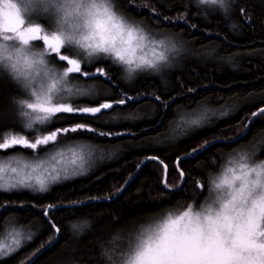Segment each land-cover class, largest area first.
<instances>
[{"label":"trees","instance_id":"obj_1","mask_svg":"<svg viewBox=\"0 0 264 264\" xmlns=\"http://www.w3.org/2000/svg\"><path fill=\"white\" fill-rule=\"evenodd\" d=\"M112 3L160 48L159 42L164 41L167 62L138 72L127 82L122 67L111 59L89 58L78 50L82 71L91 73L102 67L106 75L82 78L72 73L52 96L53 103L61 99L74 108L102 102L112 103V108L95 115L58 113L49 121L34 124L38 131H26L30 117L21 113L31 110L22 109L18 101L30 97L19 82L0 70V142L25 132L33 142L50 129L78 124L94 129L58 134L55 142L36 149L16 145L0 150V163L11 162L19 170L36 164H41L40 168L59 169L64 163L73 167V150L84 157V174L68 179L62 176L44 192L29 187L0 188V244L15 239L16 231L31 235L18 248L10 243L0 254V264H29L54 242L57 228L58 241L32 264H113L109 256L126 246L142 226L169 212L200 206L213 175L239 150L256 146L259 159L264 160V113L249 125L253 113L264 107V0H226V10L200 0ZM36 22L46 33L54 24L44 17ZM31 43L36 50L46 51L42 41ZM69 49L65 45L62 53ZM45 58L50 68L62 71L65 62L58 61L56 54L46 51ZM122 94L133 99L116 103ZM200 115L204 119L198 126L186 123ZM248 125V133L232 142ZM213 142L216 144L197 157L179 161L176 168L178 159ZM53 156L57 159L52 160ZM149 157L167 166V189L164 168L149 162L114 201L81 205L113 198ZM180 171L184 183L180 190L172 191L182 181ZM74 201L77 203H71ZM83 222L88 226L74 233L71 225ZM10 249L15 250L8 254Z\"/></svg>","mask_w":264,"mask_h":264},{"label":"clouds","instance_id":"obj_2","mask_svg":"<svg viewBox=\"0 0 264 264\" xmlns=\"http://www.w3.org/2000/svg\"><path fill=\"white\" fill-rule=\"evenodd\" d=\"M17 3L18 0L0 2V25H4L8 14L15 11ZM47 7L64 30L66 46L78 48L89 58L104 56L111 59L122 67L127 82H131L138 72L155 69L146 63L153 60L149 37L140 27L118 14L112 0H48ZM5 36L12 38L3 39ZM0 70L9 73L27 91L30 98L18 101L22 103H45L49 94L52 97L63 83L58 80L56 71L48 66L45 55L31 42L24 44L12 33L2 30ZM53 80L57 81L54 86ZM29 113L33 119L40 116L39 112ZM261 214H264V160L253 162L250 158L236 156L222 171L213 175L205 201L198 208H192V222L185 217L183 221L168 224L166 231L182 232L211 226L235 232L243 228L249 216ZM206 217L211 219L206 220ZM155 235L156 230L139 238L135 235L126 246L115 250L111 257L113 264H134L136 253L150 244Z\"/></svg>","mask_w":264,"mask_h":264},{"label":"snow or ice","instance_id":"obj_3","mask_svg":"<svg viewBox=\"0 0 264 264\" xmlns=\"http://www.w3.org/2000/svg\"><path fill=\"white\" fill-rule=\"evenodd\" d=\"M0 2H3V0H0ZM131 2L132 0H129V3ZM200 2L219 5L221 8L227 9L226 0H200ZM47 3L48 0H18L15 11L8 14L4 21V25H0V30L12 33L13 36L17 37L24 44H29L32 41H42L41 47L45 48L46 51L50 50L48 54H56L58 61L65 62L62 66V71L56 72L59 81L63 82L72 73H78L82 78H88L90 76L94 78L97 74L105 76L106 74L102 67H97L91 73L82 71L78 48L73 47L70 48L67 53H62V49L65 47L64 30L59 27V22L49 12ZM21 8L24 9L23 12L20 11ZM40 11L48 13L54 19L51 31L45 34H42L44 33V28L40 23L36 22L38 17L34 15V13ZM233 27H235V25H233ZM2 38L11 39L12 37L5 36ZM159 43L161 47H165L164 41H160ZM171 48L174 49L175 45H171ZM46 51L41 52L45 55ZM167 59L164 51L157 54L155 50H153V60L146 61V63L150 68L157 69L161 63H166ZM56 82V80H53V86ZM67 91L70 93L72 89L68 88ZM131 99H133V97L124 96L122 94L121 99L116 101V103L122 105ZM155 99L159 100L160 97H155ZM18 104L22 109H30L31 112L44 114L33 119L30 117L28 111H23L21 113L24 117H30L26 126V131L33 132L38 131L33 128L34 124L49 121L50 117L56 116L58 113L82 112L95 115L100 113L102 109H110L113 107L112 103L102 102L95 107L74 108L70 103L61 99L53 103L51 94H49V98L45 103L39 105L26 102H18ZM259 113H264V107L259 109ZM259 113H253V115H258ZM59 119L63 118L61 117ZM203 119L204 116L200 115L197 118L187 120L186 123L198 126ZM78 129L94 131V129L88 128L84 124H78L71 128H55L50 129V132L42 133L39 138H35L34 142H30L29 139L26 138L25 132L20 134L19 138L13 135L9 139H4L3 142H0V150H7L16 145L36 149L40 145H47L50 141L55 142L58 134L76 132ZM100 134L105 135V133ZM58 155H63V153H58ZM72 156L73 159L70 163L73 167L65 166L59 169L53 167L52 172L54 174H50L48 177L40 175L33 176L31 174L35 173L37 169L42 166L41 164L31 166V173L27 176H23L22 173H18L17 168L12 167L11 162L0 163V178H2L3 173L10 170L22 176V178L17 181V184L30 188L38 186V190L44 192L47 190L49 181H59L62 176L64 179H68L76 175L84 174L83 155L73 150ZM240 156L245 159L249 158L247 154H241ZM56 159V156L52 157V160ZM149 159H156V157H149ZM78 160L81 161L79 164L77 163ZM178 164L179 161H176L177 166ZM25 167H29V165H25ZM179 175L183 177L184 173L180 171ZM33 179L36 182L35 185L28 183ZM11 187H15V185ZM203 187L204 186L201 185V188ZM0 188H3V186H0ZM82 202L83 201H81V203ZM71 203L77 202L74 201ZM48 207L51 208L53 205H49ZM45 216H47V211H45ZM185 217L189 219V223L192 222V207H188L187 210L178 215L169 212L157 221L142 226L140 231L136 234L137 238L152 233L154 230H156V235L155 239H153L150 244L136 253L134 264H264V214L249 216L243 228L235 232L231 230L225 231L211 226L208 229L199 227L186 229L182 232L166 231L168 224H175L177 221H183ZM196 219H199L198 214ZM205 219L211 218L206 217ZM52 226L55 227V225ZM87 226V222H83L81 224L72 225V229L74 233H81ZM56 231L58 232L59 229L57 228ZM23 239H31V235L25 236L21 231H16L13 244L18 248ZM4 247V245L0 244V254H3ZM14 250L15 249H10L8 254ZM105 254L107 255V253ZM109 259H111V256H109Z\"/></svg>","mask_w":264,"mask_h":264},{"label":"rangeland","instance_id":"obj_4","mask_svg":"<svg viewBox=\"0 0 264 264\" xmlns=\"http://www.w3.org/2000/svg\"><path fill=\"white\" fill-rule=\"evenodd\" d=\"M114 5V4H113ZM114 10L115 11H117L116 10V8H115V6H114ZM117 13L119 14V12L117 11ZM34 15H36L38 18H37V20H39L40 18H47V19H49V20H52V22H54V19L48 14V13H44V12H42V11H40V12H38V13H34ZM36 20V21H37ZM46 32H44V34H45ZM154 41H151L150 39H149V43L152 45V47L149 49V51L151 52V54L153 55V50H155V52L158 54L159 52H161V51H164L165 52V50H164V48L163 47H159L157 44H155V43H153ZM72 47H74V46H70V48H72ZM45 49V48H44ZM47 52L48 53H50V50H47ZM165 55H166V52H165ZM17 138H19V137H17ZM34 142V141H33ZM241 154H247L248 156H249V158L251 159V160H253V162H256V161H260V159H259V149H258V147H256V146H253V147H246V148H243V149H241V150H239L236 154H234V156H232L229 160H228V162H227V164L224 166V168L229 164V162L234 158V157H236V156H240ZM65 162H67V161H65ZM65 166H68V167H71L69 164H65L64 163V167ZM16 168V167H15ZM224 168H222L220 171H222ZM52 169H53V166H44V167H42V168H40V169H38L35 173H31V169H17L18 170V173H22V175L23 176H27L29 173H31L33 176H37V175H40V176H44V177H48L50 174H54L53 172H52ZM22 178V176L21 175H18L17 173H13V172H11L10 170L9 171H7V172H5V173H3L2 174V178H0V185H2L3 187H5V188H15V189H17L16 187H27V186H22V185H19V184H17V181L19 180V179H21ZM56 182V181H55ZM28 183H30V184H33V185H35V180L33 179L32 181H29ZM54 182H52V181H49L48 182V184H47V186H49V185H52ZM12 185H15V187H11ZM30 188V187H29ZM32 189H38V186H36V187H34V188H32ZM205 201V200H204ZM192 208H194L195 206H191ZM199 207V206H198ZM198 207H196V208H198ZM185 210H187V208H184V209H180V210H177V211H175V212H172L173 214H179V213H181V212H183V211H185ZM157 221V220H156ZM155 222V221H154ZM13 240H14V238H9L8 240H6V241H4V242H2L1 244L2 245H4L5 247H4V250L3 251H5V250H8V247H9V244L10 243H12L13 242Z\"/></svg>","mask_w":264,"mask_h":264},{"label":"water","instance_id":"obj_5","mask_svg":"<svg viewBox=\"0 0 264 264\" xmlns=\"http://www.w3.org/2000/svg\"><path fill=\"white\" fill-rule=\"evenodd\" d=\"M259 113V111H258ZM257 115H255L253 117V119L251 120V122L249 123V125L255 120ZM249 125L247 126V129L246 131L243 133V135H241L240 137H238L237 139H235L234 141L232 142H236L238 140H240L241 138H243L249 131ZM214 144H216V142H213L209 145H207L206 147H204L203 149H201L200 151H198L197 153L195 154H192V155H189V156H186V157H183V158H180L178 159V161H181L183 159H192V158H195L197 157L198 155L202 154L203 152H205L206 150H208L211 146H213ZM149 162H157V163H160L162 165V167L164 168V187L165 189L166 188V184H165V181H166V177H167V173H168V168L166 166V169H165V165L163 163H161L157 158L156 159H146L137 169V171L135 172V174L133 175V177L128 181V183H126V185L111 199H105V200H96V201H91V202H88V203H85V204H81V205H87V204H91V203H102V202H112L114 201L115 199H117L128 187L129 185L135 180V178L138 176V174L140 173V171L143 169V167H145ZM176 168H178V166L176 165ZM184 183V178L182 177V181L179 185V187L175 190H172V191H178L181 189L182 185ZM80 204L77 205V206H81ZM59 239V233L57 232V236H56V239L54 240V242L49 246L47 247L46 249H44L43 251H41L36 257H34V259L29 263V264H32L43 252H45L46 250H48L49 248H51Z\"/></svg>","mask_w":264,"mask_h":264}]
</instances>
